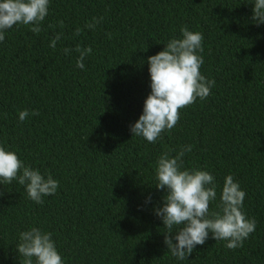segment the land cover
<instances>
[{
	"label": "trees",
	"instance_id": "1",
	"mask_svg": "<svg viewBox=\"0 0 264 264\" xmlns=\"http://www.w3.org/2000/svg\"><path fill=\"white\" fill-rule=\"evenodd\" d=\"M253 7L251 0H50L39 34L22 24L5 32L0 144L51 173L59 188L37 204L17 182L0 184V264H20L19 233L33 226L53 234L64 264H264V24L252 22ZM93 17L103 21L89 30ZM184 26L204 36L200 71L215 80L211 94L181 109L156 143L133 137L151 93L148 57L181 38ZM77 45L92 48L84 69L78 53L63 52ZM182 145L193 146L184 168L216 179L210 211L227 175L246 192L244 211L257 223L243 247L229 250L210 233L188 259L167 252V229L154 213L165 194L155 187L156 160Z\"/></svg>",
	"mask_w": 264,
	"mask_h": 264
},
{
	"label": "clouds",
	"instance_id": "2",
	"mask_svg": "<svg viewBox=\"0 0 264 264\" xmlns=\"http://www.w3.org/2000/svg\"><path fill=\"white\" fill-rule=\"evenodd\" d=\"M49 3L50 0H0V43L5 40V32L18 24L30 26L31 32L39 34ZM251 4L254 5L252 22L257 26L264 24V0H251ZM102 21L103 17H93L85 27L95 30ZM59 24L63 28V21ZM82 31L77 28L74 35L79 36ZM180 31L181 38L173 37L164 50L147 60L151 93L145 100L143 114L131 125L130 131L133 137H142L149 143H156L164 131L172 130L180 120V110L191 106L198 98L205 100L215 85L214 79H208L200 71L204 64L203 34L190 31L187 26ZM62 36V32L57 33L49 47L55 49ZM107 37L111 39L112 34L107 33ZM73 51L79 54L76 67L84 69V60L92 53L91 46L63 49L65 55ZM29 114L27 109L20 111V122ZM192 148V145H182L179 151L161 153L155 168V187L165 194L162 206L155 207L154 213L167 229L163 233L167 252L180 261L188 259L197 245H204L210 233L216 241H226L225 247L229 250L241 248L257 223L244 211L247 194L231 174L225 177L218 210L210 211L211 203L217 200L216 179L207 170L184 168V156L191 153ZM13 181L24 186L28 198L37 204H43V197L55 195L59 188V181L51 173L45 176L0 144V184ZM3 195L0 192V197ZM150 200L149 197L146 202ZM15 252L22 257L20 264H64L53 234L35 226L19 233Z\"/></svg>",
	"mask_w": 264,
	"mask_h": 264
}]
</instances>
